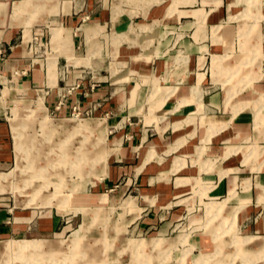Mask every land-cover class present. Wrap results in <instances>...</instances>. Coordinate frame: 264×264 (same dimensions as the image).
<instances>
[{
    "label": "crops",
    "instance_id": "1",
    "mask_svg": "<svg viewBox=\"0 0 264 264\" xmlns=\"http://www.w3.org/2000/svg\"><path fill=\"white\" fill-rule=\"evenodd\" d=\"M30 14L34 21L25 26ZM53 27L68 35L76 63L61 54ZM242 79L247 87L239 90ZM6 88L0 173L10 171L4 169L14 152L3 115L13 91L43 96L46 111L59 121L88 109L99 116L105 111L98 118L107 129L105 172L93 191L79 193L89 200L73 204L104 208L131 201L124 211L129 217L117 214L123 229L113 225L108 238L115 244L111 257L119 258L111 264H213L198 261L215 250L209 209L207 231L192 228L196 210L211 199H225L226 211H236V221L250 232L242 235L264 238V0H0V95ZM227 95L234 96L227 101ZM0 204V241L58 240L69 230L57 209ZM130 225L137 234L124 236ZM158 237L165 240L161 249L146 248L152 261L134 260L131 248L117 253L129 238ZM260 247L250 255L256 260L230 264H264Z\"/></svg>",
    "mask_w": 264,
    "mask_h": 264
},
{
    "label": "rangeland",
    "instance_id": "2",
    "mask_svg": "<svg viewBox=\"0 0 264 264\" xmlns=\"http://www.w3.org/2000/svg\"><path fill=\"white\" fill-rule=\"evenodd\" d=\"M123 1L129 4L138 2V0ZM117 10L121 13L119 9ZM21 15L24 14H16L17 18ZM52 18L54 17L52 16ZM33 21V15L30 14L25 26H29ZM54 24L58 23L55 21ZM26 28V33L29 36V27ZM52 32L54 33L53 41L56 44L61 43V54L65 55L69 62L76 63L70 51L69 37L63 28L53 27ZM49 37L50 34L46 31L44 44L45 41L48 42ZM88 61L89 58L84 60L86 63ZM57 65V58L52 59L49 63V82L51 84L56 82ZM232 78L224 82L230 83ZM242 80L245 81L241 83L240 80L237 83L241 85L239 90L247 87V79ZM254 80L255 78L248 79L249 85ZM7 94L8 89H3L0 95L2 103V98ZM38 95L30 93L29 89H19L13 91L11 97L5 101L3 115L8 118L12 126L11 138L14 152H12L13 156L8 168L4 169V171H10L0 173V202H4L7 207H20L26 210L52 209L54 211L57 209V212L69 220L70 227L63 235L65 236L63 239H39L33 238L37 236L28 235L22 236L25 239L0 241V264L116 263L119 258L111 257V251L115 249V244L108 238L112 234L113 225L118 222L123 223L118 217V213L123 212L119 216L125 217L124 211L127 205H131V201L126 200L121 205L115 203L112 206L107 203L104 208L73 204L89 200L88 196L79 193L93 191L95 182L105 172L108 155L107 129L105 121L98 120L105 115L103 114L105 111L99 116L94 109H88L78 114H67L71 118L59 121L57 120L58 115L50 110L46 111L43 96L37 99ZM231 97L227 95V101ZM24 107L27 111L24 110ZM18 109L20 110L18 111ZM203 205H200L196 210L198 219L195 220L196 223L192 228L207 231L203 223L206 218L204 212L209 209L211 231L212 229L216 230L214 232L216 238L214 239L215 250L210 255H202L198 259L199 262L208 259L213 264H230L237 260L243 261V263L254 261L256 256L250 258V255L255 249H258V245L261 247L257 257H261V260L264 259V238L257 235H242L250 232L244 230V226L241 227L236 221V211L232 210L230 213L226 211L228 207L225 199L207 200ZM130 210L129 213L133 209ZM119 223L116 226L118 232L123 229ZM125 228L124 236L137 234L131 225L125 226ZM182 240H186V238ZM10 241L14 245L12 244L13 248L9 250L7 243ZM164 241L159 237L149 242L144 238H129L123 248H117V253L120 255L124 249L131 248L134 260L152 261V255L146 251L148 244L152 249H161ZM27 242L35 243L36 247L25 253L18 251V247ZM161 253L158 254L157 259L162 263L163 256L166 257V255ZM114 256L116 255L114 254Z\"/></svg>",
    "mask_w": 264,
    "mask_h": 264
},
{
    "label": "bare ground",
    "instance_id": "3",
    "mask_svg": "<svg viewBox=\"0 0 264 264\" xmlns=\"http://www.w3.org/2000/svg\"><path fill=\"white\" fill-rule=\"evenodd\" d=\"M13 243L10 241V242H8L7 243V248L10 250L11 248H13V247H11V245H12ZM14 245V244H13ZM36 247V244L35 243H26L25 245H22V246H20V247H18L19 249H18V251H20V252H26V251H30L32 248H35ZM6 248V249H7ZM8 250V251H9ZM4 252V251H3ZM32 256V255H31ZM27 260V259H26Z\"/></svg>",
    "mask_w": 264,
    "mask_h": 264
}]
</instances>
